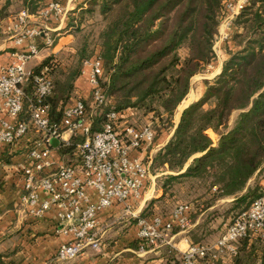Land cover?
<instances>
[{
    "label": "trees",
    "instance_id": "obj_1",
    "mask_svg": "<svg viewBox=\"0 0 264 264\" xmlns=\"http://www.w3.org/2000/svg\"><path fill=\"white\" fill-rule=\"evenodd\" d=\"M16 1L29 13L48 2ZM221 10L222 0H92L72 10L68 25L73 50L61 54L69 53L75 64L61 67L54 54H49L35 66L50 67L51 92L43 100L50 119L58 120L60 107L73 96L83 61L92 57L86 37L81 35L79 41V34L84 15L96 11L103 25L94 52L102 60L99 86L106 100L92 111L89 132L103 127L107 112L116 111L123 117L127 109L165 115L166 127L171 129V119L189 93L191 78L214 60L212 45ZM233 22L240 28L234 36L236 50L229 51L213 82L204 80L201 98L181 110L170 138L152 156L149 169L160 172L157 183L162 193L148 201L142 217L167 216L178 203L169 211L164 206L176 197L175 186L185 183L190 191H197L194 184L202 189L186 202L191 204V221L220 198L232 197L230 209L241 211L257 197L256 188L247 182L264 170V0H250ZM234 110L240 112L228 127ZM212 132L218 136L215 143ZM82 139L79 134L67 143L54 139L64 162L75 158ZM201 226L187 234L191 244L202 240L196 234ZM232 261L264 264V243L240 240ZM0 264H7L1 256Z\"/></svg>",
    "mask_w": 264,
    "mask_h": 264
},
{
    "label": "built area",
    "instance_id": "obj_2",
    "mask_svg": "<svg viewBox=\"0 0 264 264\" xmlns=\"http://www.w3.org/2000/svg\"><path fill=\"white\" fill-rule=\"evenodd\" d=\"M249 2L222 0L223 35ZM68 13L69 8L62 1L49 0L34 13L21 9L0 18V32L15 45L0 63V152H8L22 139H38L16 167L21 179L20 200L27 206V213L36 218L54 210V232L65 238L56 251L59 260L73 258L86 247L99 250L105 230L99 217L118 203L128 204L125 210L134 219L139 240L150 245L169 244L174 228L184 232L192 227L191 204L178 203L167 216L148 218L133 212L129 204L140 198L151 178V155L144 161L141 152L154 143L155 129L149 123L121 126V115L111 110L106 113L103 127L89 132L92 111L106 100L99 86L103 67L97 52L83 61L80 73L89 85L88 105L86 98L74 94L60 107L58 120L49 117L43 100L51 92L50 67L36 69L28 63L54 46L60 23ZM51 20L58 22L53 29L48 25ZM77 134L83 139L76 145L75 158L46 171L54 164L50 140L67 143ZM245 238L264 243V187L247 208L233 216L216 239L188 244L177 251L175 260L178 264L226 263L238 254L240 240Z\"/></svg>",
    "mask_w": 264,
    "mask_h": 264
},
{
    "label": "crops",
    "instance_id": "obj_3",
    "mask_svg": "<svg viewBox=\"0 0 264 264\" xmlns=\"http://www.w3.org/2000/svg\"><path fill=\"white\" fill-rule=\"evenodd\" d=\"M49 0H45L47 2ZM69 8V12L84 6V0H62ZM80 5V6H79ZM77 8V9H78ZM69 17L60 23V30L50 53L72 51L74 37L71 26L68 25ZM51 29L58 25L57 20L48 22ZM3 34V32H0ZM15 47L14 42L9 39H0V63L6 60L9 53ZM97 52V51H96ZM48 54V53H47ZM43 55L29 63V67L35 66L47 56ZM73 94H79L86 98L89 94V85L85 78L79 75L74 82ZM183 102V101H182ZM188 104V103H187ZM180 108V113L187 105ZM173 121V127L164 135L156 137L151 148L142 150L141 156L146 159L161 148L170 138L173 128L178 122ZM2 106L0 99V117ZM38 139L31 136L14 144L8 152H0V256L7 264H173L177 263L175 254L178 250H184L188 244V236L175 230L172 232L169 244L150 245L136 237L135 222L126 213L125 206L128 204L118 203L104 210L99 219L105 230L101 235V246L99 250L86 247L83 252L67 260L56 258V251L63 236L54 232L56 215L54 210L47 211L42 217L36 218L27 213V206L20 200V174L16 167L24 161L25 153L33 142ZM51 158L54 160L46 171L55 169L57 164L63 163L64 159L56 151L53 139L49 143ZM43 147V146H42ZM7 160V161H6ZM161 188L154 178L148 179L142 191V195L136 202H129L131 209L141 216L151 198L159 197ZM212 207V206H211ZM209 207V208H211ZM193 222V221H192ZM251 241V240H250ZM218 264H233V261ZM254 264H260L259 261Z\"/></svg>",
    "mask_w": 264,
    "mask_h": 264
},
{
    "label": "rangeland",
    "instance_id": "obj_4",
    "mask_svg": "<svg viewBox=\"0 0 264 264\" xmlns=\"http://www.w3.org/2000/svg\"><path fill=\"white\" fill-rule=\"evenodd\" d=\"M84 1L86 5L89 1L92 0H84ZM81 6L83 5L81 4ZM21 9L22 7L19 1L12 0L6 4V0H0V18L8 17ZM102 25H103V21L96 11L92 12L91 14L84 15V20L82 22L83 28H81V33L79 34V41L81 40L80 38L81 35H83V37H86L89 45L88 48L93 50L92 55L96 53V50L94 52V44L96 43L97 34ZM223 29L224 27L221 24V15H220L219 24L217 27V33L214 36L213 45H212V50L215 55L214 60L211 63L205 65L200 72H198L196 75H194L191 78L189 94L191 93L193 94L191 100L188 102L186 106L201 98L206 88L204 80H208L210 83L213 82L220 73L223 62L229 57V51L236 50L234 36L236 33L240 32V28L237 27L234 24V22H232V24L228 27V30L224 31L226 35H223ZM0 39L1 40L6 39L5 34L0 33ZM180 52L182 55L183 50H181ZM46 54L47 55L52 54L50 53V49L45 50L42 53V55H40V57ZM54 56L57 59L56 61L59 62L58 65H60L61 67L67 66L69 64L70 66H72L73 64H75L74 59H72L69 53L61 54V52H56L54 53ZM35 60L38 59L35 58L34 61L30 63V65L34 64ZM27 90L31 91V86ZM187 98H188V94L185 96L184 99ZM182 106L183 103L180 104L179 108L178 107L176 108L171 120L173 121L177 120V113ZM239 112H240L239 110H234L230 114L228 127H231L233 125ZM122 115L123 117L119 119V121H121L120 123L122 124L121 126L123 125L142 126L146 123H149L155 129L157 137L160 135H164L169 130L167 129V127L169 126L166 127L165 115H163L162 117H156L152 113H148L147 115H144L142 113V109H127L125 112H123ZM210 138L212 142L215 143L218 136L215 133H213L212 135H210ZM159 175L160 172H156V173L151 172L150 179L154 178V180L157 181V177ZM247 186L256 188V195L257 196L260 195L264 187V170L260 172L258 175L250 178V180L247 182ZM194 187L197 189V191L195 192L193 191L195 189L190 191L189 183H185L182 187L176 185L174 191L176 197L172 199L170 203H167L164 206V210L165 211L171 210L174 207V205L177 203L191 202L192 199L196 196V194H199L202 190L201 186L199 185L194 184ZM232 199L233 198L230 196L218 199L211 208H207L205 211L199 213V215L193 221L192 227L184 231L183 234L187 235L190 230L195 229L196 226L199 224V226L202 225L201 226L202 229L200 228L196 232V234L202 237V240L199 241L200 243H208L216 239L226 228V226L230 223L233 216L240 210L239 208L230 209V207L232 206V202H231Z\"/></svg>",
    "mask_w": 264,
    "mask_h": 264
},
{
    "label": "bare ground",
    "instance_id": "obj_5",
    "mask_svg": "<svg viewBox=\"0 0 264 264\" xmlns=\"http://www.w3.org/2000/svg\"><path fill=\"white\" fill-rule=\"evenodd\" d=\"M192 94H193V93H191V94L188 93V98L185 99V100L182 102L183 105L187 104V103L191 100V98H192ZM179 113H180V109H179V111H178V113H177V116H178Z\"/></svg>",
    "mask_w": 264,
    "mask_h": 264
}]
</instances>
